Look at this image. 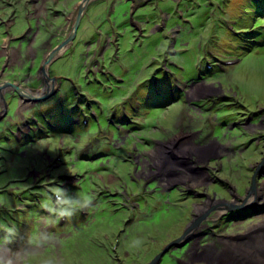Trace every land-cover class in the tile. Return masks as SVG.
I'll return each instance as SVG.
<instances>
[{
    "label": "rangeland",
    "instance_id": "rangeland-1",
    "mask_svg": "<svg viewBox=\"0 0 264 264\" xmlns=\"http://www.w3.org/2000/svg\"><path fill=\"white\" fill-rule=\"evenodd\" d=\"M112 1L88 0L76 36L72 26L84 0H0V58L2 42H31L38 67L26 82V73L14 74L15 67L0 74V87L9 88L5 103L0 100V224H15L22 246L26 231L45 230L38 221L47 215L41 201L62 183L94 196L91 208L46 229L59 241L64 264H147L205 214L192 231L198 237L167 252L159 264H264L259 252L246 256L248 246L264 237V0H189L178 27L136 42L134 26L151 30L138 21L145 11H137V0H116L114 37L125 35L119 52L112 55L106 42L103 58L91 64L73 45L48 69L54 88L42 81L47 55L72 33L74 41L83 39L90 25L85 10L94 4L87 14L99 11L96 20L110 25ZM258 3L263 7L256 12ZM221 24L246 32L245 41L232 42ZM169 32L178 36L177 45L164 39ZM41 42L49 45L46 51ZM170 47L188 48L176 58L182 71L170 68ZM195 49L203 55L199 81L192 79L200 59ZM159 76L168 79L166 88L139 87ZM46 93L44 101L26 97ZM204 101L208 107H199ZM61 128L69 135L51 134ZM45 130L50 134H36ZM253 179L255 192L247 195ZM250 197L254 201L247 202ZM209 203L198 215L199 206ZM135 237L144 243L129 249Z\"/></svg>",
    "mask_w": 264,
    "mask_h": 264
},
{
    "label": "clouds",
    "instance_id": "clouds-1",
    "mask_svg": "<svg viewBox=\"0 0 264 264\" xmlns=\"http://www.w3.org/2000/svg\"><path fill=\"white\" fill-rule=\"evenodd\" d=\"M99 3H101V2H99ZM126 4L128 7V12L130 13L131 4L130 3H126ZM113 5H114V3L112 1L111 6L108 8V13H109V11L113 10V12L109 14V15H112V20L110 22V25H108L106 23H100L99 22L100 17L98 20H96L97 17L99 16V11H97L96 13H93V14L92 13L87 14L88 8H87V10H85L83 18L84 19L86 18L87 22L90 25H89V27L88 26L85 27L83 39H81L79 41H74L76 36H77V31L80 27V23L82 21L80 19L78 27L76 29V33H75L76 36L73 35L71 41L66 44L65 48H62L63 46L61 45L62 47L60 46V48L56 51L57 53H60V54L56 55L57 54L56 53L54 59L53 60L50 59L49 62L46 63V65L44 67L45 73L43 71L41 72L42 81L46 80V82H49L51 84V86L52 85L54 86L55 85L54 82L56 81L55 80L56 77H50V75L48 74L49 67L50 66L52 67V64L59 58L58 56H60L62 54L61 51L64 50L65 52L63 51V53H66V51L69 50L73 45H79L84 50V47L81 45V43L84 41H86V42L90 41V39L92 40V38H90L91 35H94L95 41L98 40V42H87L86 50L89 49V46H92L95 44V46L93 47V52L97 55L99 54V56H100L99 58H97V61L94 62L90 56L89 57L85 56V50H84V57L88 58L92 62L91 64H96V63H98L99 59L103 58V57H101V54L103 51H106L105 50L106 45L104 44L106 42H103V40L111 41L113 48L110 51L112 52V55L116 54L118 49H120V45H119L120 43H118V42H121L125 35H122L120 38L114 37L116 34L119 33V28L116 26V23H115V20L117 18L116 17L117 13H115L116 11H115ZM211 5H212V3L210 4V6ZM210 6H209V8H210ZM183 9H184V6H183ZM132 14L133 13L129 14V17L131 19V20L129 19L130 22H132V18H133ZM140 17H141V15H138V18H140ZM138 21L140 24H143L140 22L139 19H138ZM156 21H158V20H156ZM181 21H182V19L179 22H181ZM179 22L176 24V26H171V27H168L167 29H169L171 32V30H173L174 27H178L180 25ZM73 26H72V29H73ZM219 27H220V25H216L214 28H216L217 30H220ZM222 27L224 29V32L226 34H228V36L231 38L230 40L232 42H235V43L237 42L239 44V42L245 41V38L244 39L238 38V36L240 35L239 33L242 32L241 30H236V29L231 30L227 27H224L223 25H222ZM235 27H237V26L235 25ZM149 30H150V32L148 31V28L138 29L137 26H134L133 30L131 31L132 41L135 40V42H136L139 39L146 40L150 36H152L155 32H157L158 30L161 33H163L165 29L155 28V27H152L149 25ZM235 30H236V32H235ZM133 32H135V34ZM170 32H169L168 36L165 37L164 39L168 42H174V44L172 46H175V45H177L176 44L177 43L176 38L178 36H176V34L170 35ZM88 34L90 36H88ZM8 35L9 34L6 32V30L2 33V36H4V37H8ZM68 38H66V40ZM114 40H116V42H113ZM166 44H167V42H166ZM58 47H56V48H58ZM171 47H170L171 53L166 52L167 49L169 48L168 44H167V49L165 51L166 52V55H165L166 58H168L167 56H171L174 54L171 57L172 60L170 61V64H169L170 68H172V69L175 68L176 70L182 71V68L177 63L176 58H181V56L187 52L188 48L187 49L180 48L179 52H176V51L172 52ZM250 48H247L245 50L247 51ZM190 49H193V48H190ZM196 51L200 54V52L198 50H196ZM2 53L5 56L7 53V50L2 51ZM164 53L163 54L160 53L158 55H164ZM50 54H52V53H50ZM49 55H47V57H49ZM107 55L108 54H106L104 56H107ZM158 55H155L154 57H156ZM202 56L203 55L200 54V59L197 61L199 63L198 64L196 63L197 65L195 64L193 67L194 77L192 79H194V80L200 79V75L203 72L201 70V63L202 62H200L203 60ZM175 62L179 65V67L175 65ZM178 73H180V78H181L182 73L181 72H178ZM170 74H172V73H170ZM220 76H222V74H220ZM220 76L217 75L214 77L219 78ZM211 77H213V76H211ZM39 78H40V75H39ZM150 78H149V80L144 82L139 87H143V88L148 89V90L150 88H153L156 90L157 87H161V86H163L164 88L167 87V82H168L167 78L166 79L160 78V76L157 77L156 79L150 80ZM182 78H183L182 79L183 82H185L186 81L185 77L182 76ZM52 79H54L53 82H52ZM188 80H191V79H188ZM176 92H178V91H176ZM161 95L163 96V95H168V94L163 92ZM175 95H176V93H175ZM157 97H159V96H157ZM154 99H155L154 97L148 98L149 101H154ZM0 100H1V102L5 103L4 99H0ZM174 103L175 102H173L172 104H174ZM207 103L209 105L208 101H207ZM208 105L205 104V101H204V102L200 103L198 106L204 108V107H208ZM206 112H208V111H206ZM93 201H94L93 194H91L87 191L73 192V191H70L69 189L65 188L62 185V183L61 184H54L53 186H51L44 193L43 199H42L41 204H40L42 211L47 213V215L39 217V220H38L40 222H43V224L45 225V230H41L38 227H33L30 230L26 231L24 234V243L22 246H20V245H17V241H18V238L20 235V232H19V229L17 228V226L15 224H12V225L0 224V264H64L62 256H60L58 254V249L60 246L59 241L56 239L54 233L49 232L46 229L51 224L58 223L61 220H65V221L70 220L77 213L91 208L93 205ZM4 203L5 202L2 199H0V206H3ZM143 243H144V241L142 238L135 237L128 242V247H129V249H139L140 247H142Z\"/></svg>",
    "mask_w": 264,
    "mask_h": 264
},
{
    "label": "flooded vegetation",
    "instance_id": "flooded-vegetation-1",
    "mask_svg": "<svg viewBox=\"0 0 264 264\" xmlns=\"http://www.w3.org/2000/svg\"><path fill=\"white\" fill-rule=\"evenodd\" d=\"M115 1L116 0H113V3H115ZM128 1L133 3V1L135 0H131V1L128 0ZM183 2L189 3V0H137L136 2L137 11H145L139 14L141 15V17L138 19L140 20L141 23L145 25H150L155 28L167 29L168 27L175 26L184 16ZM93 5L89 7H92ZM112 12L113 10L109 11V14ZM87 42H98V40L95 41L90 39V41ZM87 42L84 41L81 43V45L84 47L85 50V56L86 57L90 56L91 59L94 62H96L97 58H99L100 56L99 54L97 55L95 53H92L90 55L87 52L86 50ZM103 42H111V41L103 40ZM113 42H116V40H114ZM2 43L4 47H2L1 49L6 48L7 53L5 56L2 54L3 57L0 58V66H1L0 74L4 71L6 72L11 67H15L16 69L14 74L21 75L26 73L25 77L22 79L24 82H26L28 78H31L28 76H33V72H35L38 68V67L36 68L34 67V61L37 58V54L32 55V51L30 50V48H28L30 47L29 45L31 44V42H2ZM41 47H42V51H46L49 48V45L44 42H41ZM42 51L41 53H43ZM2 62L4 63L5 66L1 64ZM38 79H39V73H38V77L37 76L35 77V80ZM3 88H4L3 86L2 88L0 87L1 89L0 99H3L4 93L8 91V88L6 89ZM191 234L190 233L188 234L189 237L188 242H191L195 237H198L196 235L194 236V234L192 235ZM185 246L186 245H184L181 249H184Z\"/></svg>",
    "mask_w": 264,
    "mask_h": 264
},
{
    "label": "water",
    "instance_id": "water-1",
    "mask_svg": "<svg viewBox=\"0 0 264 264\" xmlns=\"http://www.w3.org/2000/svg\"><path fill=\"white\" fill-rule=\"evenodd\" d=\"M88 2V0H84V2L82 3V5L81 6H79V11H78V18L76 19V21H75V24H74V26H73V32H74V30L75 29H77V27H78V24H79V20H80V17H81V13H82V10H83V7H84V5L86 4ZM72 37H73V34L71 35V37H69L67 40H65L64 42H63V44H62V46L63 45H66L68 42H70L71 41V39H72ZM61 46V47H62ZM60 48V46L58 47V48H56V50L54 51V52H52V54H50L49 55V57H47V59L44 61V64H43V66H42V71L44 72V67H45V65H46V63H48L49 62V60L50 59H54V57H55V54L57 53L56 51L58 50ZM54 81V79H52V82ZM20 96H22L23 94L21 93V90L19 89V87H12ZM52 92H54L55 93V91L54 90H52ZM54 93H52V95L54 94ZM49 93H47L46 95H45V97L44 98H42V99H35V98H33V97H28V96H26L27 97V100H29V101H33V102H38V101H40V100H46L48 97H49ZM23 97V96H22ZM264 162V158L262 159V163ZM261 165V164H260ZM255 192V188H254V179L252 180V186H251V188H250V190L248 191V193H247V195H250V194H252V193H254ZM227 209H229L230 211H232V210H234L235 209V207L233 206V205H229V206H227ZM206 215L207 214H205L204 216H202V217H200V218H198L195 222H193L192 224H189L188 225V227L185 229V231H184V233H183V235L180 237V238H178V239H175V240H173V241H171L169 244H167V246H165L162 250H161V252L159 253V254H157L149 263H147V264H159L160 262H161V260H162V258H163V256L167 253V252H169L170 250H174V249H179V248H181V247H183L188 241H189V237H188V234L190 233V231L192 230V229H194L203 219H205V217H206Z\"/></svg>",
    "mask_w": 264,
    "mask_h": 264
},
{
    "label": "bare ground",
    "instance_id": "bare-ground-1",
    "mask_svg": "<svg viewBox=\"0 0 264 264\" xmlns=\"http://www.w3.org/2000/svg\"><path fill=\"white\" fill-rule=\"evenodd\" d=\"M60 53H57L56 55H59ZM44 73H45V71H44ZM45 82H46V80H45ZM48 88L49 87H46V90L47 91H49L48 90ZM9 89V88H8ZM42 94V91L41 92H39V93H37V96L39 97L40 95ZM47 94V93H46ZM45 94V95H46ZM45 95L44 96H42V97H40V99H42V98H44L45 97ZM258 193H259V191H258ZM257 195V194H256ZM254 199H255V197L253 198V197H250L248 200H247V202H252V201H254ZM211 204H213V203H211ZM214 205V204H213ZM210 207V203L209 204H204V206H199V208H198V210H196L197 211V214L198 215H202V214H204V212H206L207 210H208V208ZM216 216H218L219 215V212H217L216 214H215ZM199 217V216H198ZM192 231H193V229L190 231V234L192 233ZM192 235V234H191ZM248 252L246 253V256L247 257H250V253H253L252 254V256H255L258 252L259 253H261L262 255H264V237L263 238H261L258 242H256V243H251L249 246H248ZM251 256V257H252ZM250 261H252V260H250ZM248 264H250V263H248Z\"/></svg>",
    "mask_w": 264,
    "mask_h": 264
},
{
    "label": "trees",
    "instance_id": "trees-1",
    "mask_svg": "<svg viewBox=\"0 0 264 264\" xmlns=\"http://www.w3.org/2000/svg\"><path fill=\"white\" fill-rule=\"evenodd\" d=\"M260 7H263V4L262 3H258V4H256L255 6H254V11H256V12H258L259 11V9H260ZM240 35L238 36V38L239 39H244V38H246L245 36H246V32H241V33H239ZM97 109V108H96ZM99 110V109H98ZM100 111V110H99ZM91 116V115H90ZM41 124L43 125V128L44 129H46V127H44L45 126V122L43 121H41ZM76 127H77V125H75ZM48 129V128H47ZM62 129H64V128H61V129H59V130H56L55 132H52L51 134H56V135H69V131L68 130H62ZM40 133H47V134H50V132H48V130H45V131H36V134H40ZM29 196V195H28ZM21 198L22 199H24V200H29V201H32V198H29V197H26V196H21Z\"/></svg>",
    "mask_w": 264,
    "mask_h": 264
}]
</instances>
